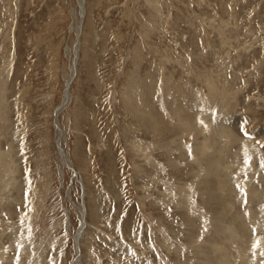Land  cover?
Returning a JSON list of instances; mask_svg holds the SVG:
<instances>
[{
    "label": "rangeland",
    "instance_id": "rangeland-1",
    "mask_svg": "<svg viewBox=\"0 0 264 264\" xmlns=\"http://www.w3.org/2000/svg\"><path fill=\"white\" fill-rule=\"evenodd\" d=\"M79 12L0 0V264H264V0Z\"/></svg>",
    "mask_w": 264,
    "mask_h": 264
},
{
    "label": "bare ground",
    "instance_id": "bare-ground-1",
    "mask_svg": "<svg viewBox=\"0 0 264 264\" xmlns=\"http://www.w3.org/2000/svg\"><path fill=\"white\" fill-rule=\"evenodd\" d=\"M79 7H80V12H79V15L81 16V20L85 18V13H86V0H79ZM76 15V14H75ZM80 23V21H79ZM78 33H80V26H78ZM77 32V31H76ZM78 50H79V44L75 47V54L77 55L78 53ZM76 63V62H75ZM76 65V64H74ZM71 80H68L67 81V85H66V91H65V96H64V100L61 104V106L55 111V114H54V125H55V128H56V131H57V140H56V145L58 146V149H59V153L61 154V156L63 157V161L66 165H68L70 168H72V164H71V161L66 157V155L64 154V152L62 151V148L60 146V141L61 139L63 138V135H64V132L61 130L59 124H58V117L59 115L62 113V111L68 106V104L70 103V99H71V95H70V86H71ZM190 206V205H189ZM193 207V206H192ZM78 211L80 212L81 214V221H82V224H85V216H86V212H85V208L83 206H78L77 207ZM197 209V208H196ZM205 215V214H204ZM242 226V225H241ZM83 227V226H82ZM245 227H246V224H245ZM245 229V228H243ZM81 233L78 234V236L75 237V243H76V246L80 248V240H81ZM243 238V237H242ZM246 238V237H245ZM248 239V238H247ZM249 245V244H248ZM254 248V247H253ZM217 249V248H216ZM79 249H77L78 251ZM219 251H221L220 249H217ZM225 251V250H223ZM223 251L221 252V255L223 253ZM216 253V251H215ZM225 254V252H224ZM219 255V254H217ZM227 256V254H226ZM226 256H222V260L223 261H220L218 263L217 260H219V258H216L217 260V264H229V260L226 258ZM219 257V256H218ZM80 258H81V255H80ZM221 258V256H220ZM243 258V257H242ZM79 259V258H78ZM77 259V261H79ZM215 259V258H214ZM212 262H214L212 260ZM216 263V262H215ZM208 264V263H207ZM211 264V263H210ZM214 264V263H212Z\"/></svg>",
    "mask_w": 264,
    "mask_h": 264
}]
</instances>
